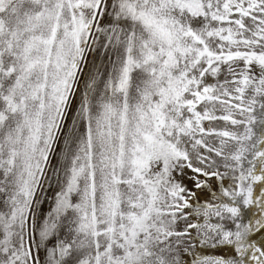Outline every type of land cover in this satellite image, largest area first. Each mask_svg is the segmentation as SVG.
<instances>
[{
    "label": "snow or ice",
    "instance_id": "obj_1",
    "mask_svg": "<svg viewBox=\"0 0 264 264\" xmlns=\"http://www.w3.org/2000/svg\"><path fill=\"white\" fill-rule=\"evenodd\" d=\"M0 264H264V0H0Z\"/></svg>",
    "mask_w": 264,
    "mask_h": 264
}]
</instances>
